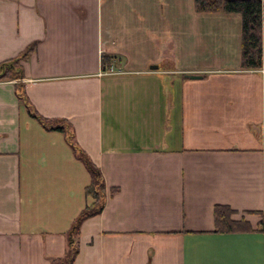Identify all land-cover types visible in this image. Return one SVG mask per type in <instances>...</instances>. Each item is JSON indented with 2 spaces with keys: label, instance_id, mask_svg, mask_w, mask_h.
<instances>
[{
  "label": "crops",
  "instance_id": "obj_1",
  "mask_svg": "<svg viewBox=\"0 0 264 264\" xmlns=\"http://www.w3.org/2000/svg\"><path fill=\"white\" fill-rule=\"evenodd\" d=\"M31 47L19 79L0 81V264L63 257L94 202L68 136L105 189L71 264H264V78L241 69L240 15L0 0V64ZM216 206L249 229L215 233Z\"/></svg>",
  "mask_w": 264,
  "mask_h": 264
},
{
  "label": "trees",
  "instance_id": "obj_2",
  "mask_svg": "<svg viewBox=\"0 0 264 264\" xmlns=\"http://www.w3.org/2000/svg\"><path fill=\"white\" fill-rule=\"evenodd\" d=\"M195 11L198 13H218L238 14L241 16V69H258L262 66L261 47L264 41L262 35V3L261 0H194ZM33 50L29 48L18 59L6 61L0 64V81H10L20 77V60H24ZM20 99H26L20 96ZM46 130H58L63 132V127L51 124L47 120L31 113ZM68 142L77 153L86 170L91 176L90 184L85 187L84 194L94 200L91 205L85 206L72 223L67 234V250L63 257L54 259L51 264H71L78 253L77 237L82 222L99 213L103 205L104 184L98 170L93 166L84 153L73 146L70 137ZM233 211L225 206L214 208V232L228 233L246 231L248 224L244 221H233L231 215Z\"/></svg>",
  "mask_w": 264,
  "mask_h": 264
},
{
  "label": "built area",
  "instance_id": "obj_3",
  "mask_svg": "<svg viewBox=\"0 0 264 264\" xmlns=\"http://www.w3.org/2000/svg\"><path fill=\"white\" fill-rule=\"evenodd\" d=\"M261 51H262V55H264V44L262 45ZM259 72L264 78V68L259 69ZM261 228L264 230V215L262 216V220H261Z\"/></svg>",
  "mask_w": 264,
  "mask_h": 264
},
{
  "label": "water",
  "instance_id": "obj_4",
  "mask_svg": "<svg viewBox=\"0 0 264 264\" xmlns=\"http://www.w3.org/2000/svg\"><path fill=\"white\" fill-rule=\"evenodd\" d=\"M155 68H156V67H155ZM187 78H189V79H191V80L200 79L199 76H195V75L187 76Z\"/></svg>",
  "mask_w": 264,
  "mask_h": 264
},
{
  "label": "rangeland",
  "instance_id": "obj_5",
  "mask_svg": "<svg viewBox=\"0 0 264 264\" xmlns=\"http://www.w3.org/2000/svg\"><path fill=\"white\" fill-rule=\"evenodd\" d=\"M262 61H263V63H264V55H262Z\"/></svg>",
  "mask_w": 264,
  "mask_h": 264
}]
</instances>
